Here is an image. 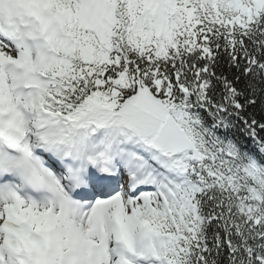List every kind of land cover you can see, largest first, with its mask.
<instances>
[{
  "label": "snow or ice",
  "instance_id": "1",
  "mask_svg": "<svg viewBox=\"0 0 264 264\" xmlns=\"http://www.w3.org/2000/svg\"><path fill=\"white\" fill-rule=\"evenodd\" d=\"M0 264H264V0H0Z\"/></svg>",
  "mask_w": 264,
  "mask_h": 264
}]
</instances>
